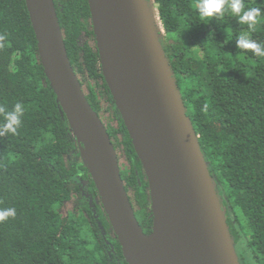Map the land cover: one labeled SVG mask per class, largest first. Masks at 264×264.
<instances>
[{
	"label": "trees",
	"instance_id": "1",
	"mask_svg": "<svg viewBox=\"0 0 264 264\" xmlns=\"http://www.w3.org/2000/svg\"><path fill=\"white\" fill-rule=\"evenodd\" d=\"M152 2L159 41L212 177L240 264H264V44L261 16L249 30L226 13L201 21L197 0ZM68 58L117 154L143 232L151 231L148 183L101 74L87 0H53ZM24 106L15 135L0 136V264H127L93 183L86 155L40 62L25 0H0V105ZM4 122L0 114V125Z\"/></svg>",
	"mask_w": 264,
	"mask_h": 264
},
{
	"label": "water",
	"instance_id": "2",
	"mask_svg": "<svg viewBox=\"0 0 264 264\" xmlns=\"http://www.w3.org/2000/svg\"><path fill=\"white\" fill-rule=\"evenodd\" d=\"M152 2L87 0L101 74L148 183L138 223L106 127L71 66L53 0H25L37 51L127 264H240L212 177L162 50ZM159 20V19H158Z\"/></svg>",
	"mask_w": 264,
	"mask_h": 264
},
{
	"label": "clouds",
	"instance_id": "3",
	"mask_svg": "<svg viewBox=\"0 0 264 264\" xmlns=\"http://www.w3.org/2000/svg\"><path fill=\"white\" fill-rule=\"evenodd\" d=\"M193 7L198 11L201 21L211 18H221L226 13H230L237 18L238 23L248 25L249 30L257 23L261 16L259 7H246L243 0H197ZM236 46L240 49L250 50L256 57H264V44L251 38L250 31L241 33L236 40ZM24 106L17 102L8 109L6 105H0V114L3 115L4 122L0 125V136L8 134L15 135L22 123ZM16 210L12 207L0 209V222L14 218Z\"/></svg>",
	"mask_w": 264,
	"mask_h": 264
},
{
	"label": "rangeland",
	"instance_id": "4",
	"mask_svg": "<svg viewBox=\"0 0 264 264\" xmlns=\"http://www.w3.org/2000/svg\"><path fill=\"white\" fill-rule=\"evenodd\" d=\"M156 17H157V15H156ZM157 21H158V25H159L160 31H162V26H161L160 21L158 20V17H157Z\"/></svg>",
	"mask_w": 264,
	"mask_h": 264
}]
</instances>
